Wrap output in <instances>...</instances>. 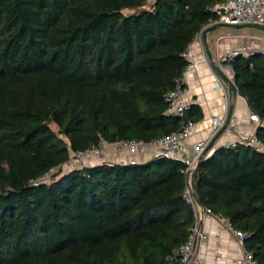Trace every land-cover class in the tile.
I'll return each mask as SVG.
<instances>
[{
	"label": "trees",
	"instance_id": "16d2710c",
	"mask_svg": "<svg viewBox=\"0 0 264 264\" xmlns=\"http://www.w3.org/2000/svg\"><path fill=\"white\" fill-rule=\"evenodd\" d=\"M222 1L0 0V264H178L195 221L180 160L61 166L101 139L150 143L201 119L196 103L165 114L166 96ZM226 63L262 150L215 148L192 190L261 264L264 53Z\"/></svg>",
	"mask_w": 264,
	"mask_h": 264
},
{
	"label": "built area",
	"instance_id": "2783aa9c",
	"mask_svg": "<svg viewBox=\"0 0 264 264\" xmlns=\"http://www.w3.org/2000/svg\"><path fill=\"white\" fill-rule=\"evenodd\" d=\"M210 10L217 16L215 22L232 25L250 22L264 25V0H225L212 5ZM252 53L254 52L249 51L246 46H241L222 54L219 61L226 63L240 54L248 56ZM183 56L187 59L188 64L182 75L176 80L175 87L167 93L166 100L168 105L165 110V114L180 118L184 117L185 110L194 103L190 89L187 86L190 72L196 65L190 49H186ZM202 57L203 60L206 59L204 50H202ZM226 117L227 114L224 116H213L211 118V130L208 137L197 140L191 143L190 146L187 145L188 138L191 132L197 127V122L194 121L182 122L181 127L176 132L153 140L150 143H145L141 140H124L115 143L118 148L125 150L130 155L127 163H136L135 155L137 151L147 144L154 148L152 157L164 156L180 160L183 163L182 173L185 177V185L182 195L185 201L193 208L195 221L186 241L174 252V255L179 258L178 264H206L200 253V247L205 243L206 235L199 228V219L203 215L207 217L215 215L211 213L210 209L203 208L197 203L192 190V175L200 159L205 156L202 154L209 142L224 125ZM248 117L253 124V130L243 131L238 140L229 142L226 146H234L236 143L242 142L256 151L262 150V145L256 138L254 131L259 124V118L252 112H249ZM236 127V119L230 116L224 131L230 133ZM105 145L111 144L101 139L99 145L96 147L85 151H71L69 159L61 167H67L71 164L76 165L72 161H76L74 163H77L82 160L101 157L104 155ZM225 223L234 235L242 241L244 233L234 229L226 220ZM245 257L246 260L255 262L249 253H245ZM261 264H264V261Z\"/></svg>",
	"mask_w": 264,
	"mask_h": 264
},
{
	"label": "crops",
	"instance_id": "0c3cea01",
	"mask_svg": "<svg viewBox=\"0 0 264 264\" xmlns=\"http://www.w3.org/2000/svg\"><path fill=\"white\" fill-rule=\"evenodd\" d=\"M198 35L187 48L191 50L196 64L190 72L187 87L190 89L194 103L201 108L202 117L197 121V127L191 132L187 145L190 146L197 140L207 138L211 130V118L227 114L230 105H232L231 117L237 121L236 129L230 133L223 131L205 154L204 157H206L215 148L238 140L243 131H252L253 124L248 117L250 111L245 99L238 92L235 95L230 94L228 86L211 69L207 56L203 60L202 50L205 52V49L201 33ZM206 43L213 61L233 82V69L230 64L221 63L220 56L241 46H246L249 51L255 53H264V31L250 27L221 26L206 33ZM153 151L154 148L148 144L139 149L135 155L137 162L150 159ZM113 157L116 160L106 159V161L127 163L130 155L122 149L115 152ZM101 161L105 160L101 159ZM199 228L206 235L205 243L200 247L201 256L206 264H258L246 260L247 252L242 241L228 228L224 218L203 215L199 219Z\"/></svg>",
	"mask_w": 264,
	"mask_h": 264
},
{
	"label": "water",
	"instance_id": "95a60500",
	"mask_svg": "<svg viewBox=\"0 0 264 264\" xmlns=\"http://www.w3.org/2000/svg\"><path fill=\"white\" fill-rule=\"evenodd\" d=\"M221 26L234 27V28L250 27V28H258V29L264 31V25H260L257 23H250V22L240 23V24H235V25L222 23V22H215L214 24L204 28L201 32V37H202V42H203V46L205 49V54L209 60L211 69L221 79V81H223V83H225L228 86L229 93L235 95L237 93V89L235 87V84L225 75L223 70L213 61L212 56L209 52L207 43H206V33L208 31H211V30H213L217 27H221ZM231 113H232V105H230L228 108L227 117H226L224 125L218 130V132L215 134V136L211 139V141L209 142L208 146L206 147V149L204 150L202 155H205L210 150V148L214 144L215 140L222 134V132L224 131V129H225V127L229 121Z\"/></svg>",
	"mask_w": 264,
	"mask_h": 264
},
{
	"label": "rangeland",
	"instance_id": "374dc122",
	"mask_svg": "<svg viewBox=\"0 0 264 264\" xmlns=\"http://www.w3.org/2000/svg\"><path fill=\"white\" fill-rule=\"evenodd\" d=\"M205 56H206V54H205ZM141 148H143V147H141ZM118 150H122V149L118 148L116 146V144H111V145H107V146L105 145L104 146V153H103L104 155H102L101 157H98V158L94 157V158H91V159H86V160L79 161L77 163H74L76 161H72V163L76 164V165H72L71 164V165H68L67 167H63V168L61 167L62 172H68V171H70L72 169L81 167L83 165L90 166V165H94V164H98V163L104 162V161H101V159L105 160V161H106V159L116 160V159H114L113 156H114L115 152H117ZM126 154H128V153L126 152ZM56 171H57V168L54 169L51 173H55ZM45 179L47 180L48 176Z\"/></svg>",
	"mask_w": 264,
	"mask_h": 264
}]
</instances>
